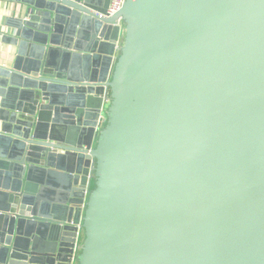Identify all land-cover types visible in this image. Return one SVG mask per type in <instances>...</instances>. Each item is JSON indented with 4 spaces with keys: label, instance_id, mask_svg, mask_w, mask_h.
I'll use <instances>...</instances> for the list:
<instances>
[{
    "label": "water",
    "instance_id": "obj_1",
    "mask_svg": "<svg viewBox=\"0 0 264 264\" xmlns=\"http://www.w3.org/2000/svg\"><path fill=\"white\" fill-rule=\"evenodd\" d=\"M5 2L0 264H264V0Z\"/></svg>",
    "mask_w": 264,
    "mask_h": 264
},
{
    "label": "crops",
    "instance_id": "obj_2",
    "mask_svg": "<svg viewBox=\"0 0 264 264\" xmlns=\"http://www.w3.org/2000/svg\"><path fill=\"white\" fill-rule=\"evenodd\" d=\"M6 5L7 3L5 2V0H0V24L5 16V13H6ZM1 26V25H0ZM3 48V45L0 46V50ZM49 190H48V195H55V187H52V186H48ZM54 190V193L53 191Z\"/></svg>",
    "mask_w": 264,
    "mask_h": 264
},
{
    "label": "built area",
    "instance_id": "obj_3",
    "mask_svg": "<svg viewBox=\"0 0 264 264\" xmlns=\"http://www.w3.org/2000/svg\"><path fill=\"white\" fill-rule=\"evenodd\" d=\"M125 0H111L107 10L108 15H113L120 10Z\"/></svg>",
    "mask_w": 264,
    "mask_h": 264
}]
</instances>
